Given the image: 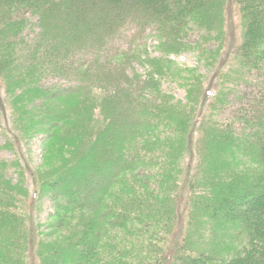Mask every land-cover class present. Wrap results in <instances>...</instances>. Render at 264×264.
Instances as JSON below:
<instances>
[{"label": "trees", "instance_id": "obj_1", "mask_svg": "<svg viewBox=\"0 0 264 264\" xmlns=\"http://www.w3.org/2000/svg\"><path fill=\"white\" fill-rule=\"evenodd\" d=\"M233 1L239 7L244 26L234 60L243 70H258L262 77L261 83L264 84V0ZM221 7L220 0H0V80L5 79V74L13 76L12 81L7 79L4 84L15 106L20 102L29 108L33 103L28 102L35 98L31 127L45 136L48 147L57 148L60 156H63L53 172L46 171V175L38 172L33 175L30 170L34 177V192L30 201L28 191L20 183L14 186L11 180L5 179V172L11 166L1 163L0 200L7 198L8 202L14 200L22 203L18 197L22 195L27 197L23 204L27 201L28 206L37 203L42 197L50 198L55 221L44 226L48 233L41 232V228L36 233L27 208L22 207L23 212L18 204L0 207V264H141L137 260L133 262L132 258L122 260L119 258L122 255H116L114 249H111V255L102 253L115 241V229L126 227L137 218L129 207L130 202L124 199V193L134 184L144 192L149 188L148 182L142 178L145 176L146 180L149 175L146 161L150 158L144 156H149L145 154L146 149L134 147V150L126 152L124 146L117 147L120 129L127 126L124 121L128 120L117 110L122 111L127 103L132 108L134 103L124 98L119 100L117 92L108 96H87V91L94 89L90 86L96 83L83 88V93L76 87L69 91L54 86L46 88L42 84V77H38L40 68L45 61L53 59L61 61L57 63L58 66L54 64L58 72H65L62 65L67 60L66 50L69 53V48L76 45L77 48L83 47L99 54L104 50L107 52V43L119 38L130 25L136 28L156 27L161 40L162 34L176 39L188 26L191 28L204 19L212 20L215 9L221 11ZM23 12L37 15L41 28L35 47L33 45L25 53H21L28 47L21 37L25 28V17L20 16ZM135 35L132 44L144 47L139 42V36ZM126 48L122 46L111 53L123 61L127 56ZM97 56L94 64L99 68L101 55ZM22 59L30 63L25 68L28 72L16 71L22 69L18 65ZM152 63L154 75L158 72L160 62L154 59ZM85 65L81 62L82 67ZM93 66L90 65L85 71L87 83L104 77L97 69L92 71ZM119 70L109 67L104 69V74L125 78L127 94L141 90L156 92L155 85L158 82L154 77L128 80V76ZM18 88L21 89L19 94ZM102 96L104 99L99 107ZM256 100L243 104L227 121L225 129L212 124L209 115H195L196 124L199 121L198 127H202V141L190 132L192 130L188 121L173 112H168L165 125L159 123L154 127L152 123L138 120V125L142 123L138 129L154 128L159 133L157 138L156 135L154 137L157 141L153 147H157L160 138L161 141L169 142L173 156L180 161L185 153L191 155L194 148L206 143L207 152L213 158L208 163L213 162L210 170L208 168L211 177L210 189L205 192L208 199L205 202L207 213L204 222L207 224L211 221L210 227L215 226L214 223L218 225L214 234L231 231L238 236H241L239 232L242 231L245 234L240 253L233 256L215 257L206 252L187 251L183 247L174 250L171 258L179 256L184 264H264V102L257 104ZM33 106L30 107L34 109ZM37 111L40 113L35 114ZM28 112L25 110V113ZM114 116L116 119L113 123H108L104 128L99 126L98 122H103L104 126L105 121ZM175 120L179 122L173 124ZM132 135L137 134L133 131ZM188 136L191 139L189 145ZM198 151L201 167L207 161L200 149ZM218 158L226 160L224 167L228 170L224 167L221 171L219 167L215 168L214 160ZM12 164L17 166V176L21 179L19 162ZM128 171L133 174L130 179L125 177ZM176 182L175 178L174 184ZM209 207H212L213 214H210ZM100 225L105 226L103 232L100 231ZM58 232L56 240L45 241L44 238H50ZM63 232H70L72 240H75L71 245V253L65 256L59 247ZM210 232L212 234V230ZM234 236L232 234L229 240L235 239Z\"/></svg>", "mask_w": 264, "mask_h": 264}, {"label": "rangeland", "instance_id": "obj_2", "mask_svg": "<svg viewBox=\"0 0 264 264\" xmlns=\"http://www.w3.org/2000/svg\"><path fill=\"white\" fill-rule=\"evenodd\" d=\"M220 7L221 11L215 9L212 20L204 19L200 24H193L191 28L188 26L176 39L175 37L167 38L166 34H162L161 40L156 27L136 28L130 25L119 38L107 43L108 45L105 46L107 52L104 50L99 54L100 52L89 51L83 47L77 48V45L69 48V53L66 50L67 60L62 65L65 72H58V68L54 65L60 64L61 61L49 59V62L45 61L41 65L38 77H42V84L46 88L54 86L69 91L76 87L83 93V88H89L91 83H96L90 86L94 89H89L87 96L89 94L90 96L91 94L108 96L117 92L120 95L119 100L124 98L134 103L131 105L132 108L127 103L122 107V111L117 110L128 119L124 121L127 126L120 129L119 139L116 140L117 147L124 146L126 152L134 150V147L146 149L145 154L148 153L149 156H144L147 159L150 158V161H146L149 165V175L146 180L145 176L142 178L148 182L149 188L144 192L134 184L128 192L124 193V199L130 202L129 207L137 218L132 224L115 229V241L111 247L103 250V255H111V249H114L116 255H122L119 258L126 261L132 258L133 262L137 260L141 264H184L179 260V256L171 258L174 250L184 247L187 251L206 252L215 257L226 258L240 253V245H244L243 231L239 232L241 236L233 231L214 234L217 232L218 225L214 223L215 226L210 227L211 221L207 224L204 222V215L207 213L205 202L208 199L205 192L210 189L211 177L208 168L210 170L213 162L208 163V160L213 158H210L207 152L206 143L194 148L191 155H188V152L185 153L186 155L180 161L173 156L169 142L161 141L160 138L157 147H153L157 141L154 137L156 135L155 138H157L159 135L154 128L138 129L143 122L152 123L154 127L159 123L165 125L169 117L168 112H173L176 115L179 114L177 117L183 116V119L187 120L191 126L190 132L195 133V137L198 136V139L202 141L200 136L202 127H198L199 121H197L198 125L196 124L195 115H209L212 124H218L225 129L227 121L243 104L254 103L255 99L257 104L260 101L264 102V84L261 83L262 77L258 70H243L234 60L236 47L242 41L244 29L239 7L233 0H220ZM20 16L25 17V28L21 33V37L28 43V47L26 46L21 52L25 53L31 50L33 45L35 47L41 28L37 15L23 12ZM134 35L139 36V42L144 44V47L132 44ZM122 46L127 47V56L123 61L121 57L111 53ZM97 55H101L99 68L94 64ZM154 59L159 60L160 63L157 74L152 75ZM81 62L86 65L82 67ZM18 65L22 69L16 71L28 72L25 68L29 67V62L25 63L22 59ZM76 65L79 66L76 67ZM90 65H94L92 71L97 69L104 77L87 83L85 71ZM109 67L123 71L128 76V80L137 78L148 80L154 77L158 82V85H155L156 92L141 90L127 94L125 88L128 86L125 78L109 77L104 74V69ZM8 75L10 74L7 76L5 74V79L0 80V166L1 163L11 166L5 172V179L11 180L14 186L20 183L25 191H28L30 201L34 192L33 176L30 170L33 171V175L36 172L46 175V171L53 172L61 163L63 156H60L57 148L54 150L48 147L45 136L31 127L35 98L28 102L33 103L29 105V108L20 102L16 106L12 103L6 93L5 84L7 79L12 81L13 76ZM18 91L19 94L21 89L18 88ZM142 92L145 94H141ZM103 96L100 97L99 107L104 99ZM25 110L29 112L25 113ZM38 113L40 112H35V114ZM131 115L135 116V119ZM114 119H116L115 116L113 119L111 117L110 120L107 119L104 126L103 122H98L99 126L104 128L108 123H113ZM138 120L142 121L139 125ZM177 122L179 121H172L173 124ZM133 131L137 135L133 136ZM188 138L189 145L191 139L190 136ZM198 149L207 161L201 167H199ZM15 161L19 162L20 169L23 171L19 174L21 179L17 176V166H12ZM214 162L215 168L219 167L220 171L226 165L224 158H218ZM224 169L228 170L226 167ZM128 172H125V177L130 179L133 174L131 171ZM175 178L176 184H174ZM20 189L23 192V189ZM21 196L18 197L22 203L14 202V200L8 202L6 198L0 200L2 201L0 207H10V205L14 207L18 204L23 212L22 207L27 208L33 218L36 233L40 228L41 232L48 233L44 226L55 221L52 216V200L42 197L37 203L35 202L36 205L31 203L27 206V201L25 205L23 204L27 197ZM30 206L31 209H29ZM209 210H213L212 207H209ZM11 212L14 213L13 210ZM210 214L213 212L211 211ZM99 228L103 232L105 226L100 225ZM63 233L65 240L63 238L60 240L59 247L61 254L65 256L71 253V245L75 240H72L70 232ZM232 234H235V239L229 240ZM58 235L59 232L57 235L53 234L50 238L44 239L50 242L56 240Z\"/></svg>", "mask_w": 264, "mask_h": 264}]
</instances>
